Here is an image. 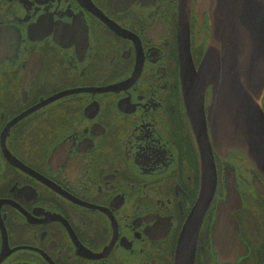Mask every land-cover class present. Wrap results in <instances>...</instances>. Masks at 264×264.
Wrapping results in <instances>:
<instances>
[{"label":"flooded vegetation","instance_id":"flooded-vegetation-1","mask_svg":"<svg viewBox=\"0 0 264 264\" xmlns=\"http://www.w3.org/2000/svg\"><path fill=\"white\" fill-rule=\"evenodd\" d=\"M180 29L181 0H0V264H264V176L215 140L210 88L193 125Z\"/></svg>","mask_w":264,"mask_h":264},{"label":"water","instance_id":"water-1","mask_svg":"<svg viewBox=\"0 0 264 264\" xmlns=\"http://www.w3.org/2000/svg\"><path fill=\"white\" fill-rule=\"evenodd\" d=\"M192 1L181 0L179 34L183 87L192 123L205 126L203 106L210 88L208 117L215 140L226 149L245 153L264 176V0H195L198 17L206 10L210 22L208 44L199 68H195L190 51ZM209 165H213L212 156L209 159L205 154L206 184ZM213 191L210 194L205 188L186 228L188 234L197 220V236ZM226 217L221 212L220 229L229 224ZM217 244L224 251V242L218 240ZM176 264H194V250L192 256L184 255L181 244Z\"/></svg>","mask_w":264,"mask_h":264}]
</instances>
